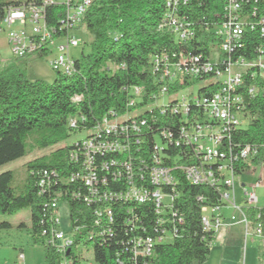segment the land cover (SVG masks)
Listing matches in <instances>:
<instances>
[{
    "label": "trees",
    "instance_id": "trees-1",
    "mask_svg": "<svg viewBox=\"0 0 264 264\" xmlns=\"http://www.w3.org/2000/svg\"><path fill=\"white\" fill-rule=\"evenodd\" d=\"M252 2L264 12V8L260 7L261 0ZM225 4L226 0H94L80 22V27L84 26L91 37L90 48L87 53L81 51L74 60L73 71L56 74L49 83L42 79L29 80L24 75L28 57L15 59L0 69V166L34 150L60 144L48 155L27 162V175L20 188L12 186L13 174L10 171L0 173V216L29 207L32 241L44 244V264H58L62 258L57 247L46 243L40 236L42 228L47 226V206L56 193H61L63 201L68 204L72 226L78 227L73 235V246L65 253L70 264H77L84 243H91L96 264H116L118 254L121 257L126 255L124 247L119 246L120 242L126 246L141 227L151 231L150 226L156 219L151 203L135 205L117 200L112 202L115 212L111 233L93 241L80 240L82 235L93 229L89 225L91 214L99 205L95 201H84L87 191L82 181L85 171L80 168L83 161L81 142L91 136V129L103 119H119L125 115L147 118L148 128L129 137L131 145L136 141L140 144L138 147L130 146V153L121 157L122 162H130L134 168L143 169L148 165L147 147H151L160 131L170 129L173 140L177 139L176 129L186 122L185 118L179 113L171 114L168 108L162 116L156 109L150 111L147 108L160 97L161 87L167 84L154 67L155 59L167 56L174 65L181 56L209 57L207 45L218 41L215 29L226 19ZM58 14L61 12L55 11V8L47 9V24H56ZM170 14L192 24L190 31L193 36L188 42L178 39L168 29L167 15ZM241 43L242 48L232 53V58L238 54L247 58L255 56L261 37L257 31L247 28ZM40 56L36 58L43 57ZM159 67H163L161 61ZM206 80L208 82L202 84ZM250 83L246 74L243 86ZM216 85L218 81L212 78V73L200 74L193 80L184 78L168 84L167 94L191 89L194 96L200 98L209 96L216 90ZM243 86L241 92L245 95L241 109L249 122L244 129L230 130V142L232 146L250 144L261 148L264 147V81L256 84L253 94L246 93ZM134 87L141 88L142 96L129 107ZM143 108L146 110L142 111ZM190 111L201 115L205 108L192 105ZM71 120L75 121L74 125H71ZM80 134L84 136L80 137ZM120 142L126 143L123 137ZM190 149L184 144L179 147L172 145L165 152L171 156H185ZM232 150L237 151V148ZM260 151L262 153L256 158L244 162L239 160L234 165L235 175L240 176L253 165L260 164L264 148ZM74 153L78 156L77 160L71 158ZM115 158L118 155L98 154L95 157L97 161L107 162ZM118 172H122V167L97 169L99 179L106 178L108 189L115 191L123 186L122 180L114 179L112 175ZM76 174L79 176L71 180ZM104 187L99 182L98 188L101 190ZM162 190L170 191L166 187ZM72 193L78 196L72 197ZM175 194L173 209L182 221L176 223L171 242L157 245L146 264H203L210 256V243L215 233L203 230L201 208L222 206L219 191L214 186L183 182L176 184ZM244 213L250 223L253 222L254 208L244 209ZM129 214L133 218L128 217ZM129 220H132L131 224ZM9 226L5 221L0 222V229ZM81 226L83 230L80 231ZM258 254L264 260V250L259 248ZM139 263L142 264L141 261Z\"/></svg>",
    "mask_w": 264,
    "mask_h": 264
},
{
    "label": "built area",
    "instance_id": "built-area-1",
    "mask_svg": "<svg viewBox=\"0 0 264 264\" xmlns=\"http://www.w3.org/2000/svg\"><path fill=\"white\" fill-rule=\"evenodd\" d=\"M93 1L0 0V34L4 36L15 59L43 55L42 58L48 61L51 71L55 74L73 71L74 60L70 55V49L79 46L73 32L80 26L82 16ZM252 1L257 0H226V19L215 29V37L218 41L209 42L207 45L209 57L203 58L201 55L193 54L185 58L181 56L174 65H171L172 61L167 56L155 59L154 67L161 79L167 80V84L161 87L160 97L151 102L147 108L150 111L156 109L160 116L168 108L171 114L182 115L186 122L178 125L176 129L178 137L175 140L170 129L160 131V134L156 135L157 138L154 137L151 147H147L148 165L143 167L144 170L142 167L134 168L130 162H122L121 157L130 153V146L138 147L140 144L138 141L134 142V145L128 143L129 137L138 135L148 128L147 118L125 115L119 119H103L91 129V136L81 142L83 161L80 168L85 171L82 181L87 191L84 201L99 203L91 214L92 221L89 225L93 229L82 235L81 241L86 242L87 239L93 241L99 239L97 237L111 233L115 212L113 201L124 200L135 205L151 203L154 208L156 219L150 226L151 231L141 227L126 246L124 242H120L119 246L124 247L126 255L121 257L118 254L116 264H140V261L146 264V260L152 257L157 245L171 242L176 223L182 221L173 209V200L176 197L175 186L183 182L210 185L219 191L222 206L212 205L201 208L200 223L203 230H213L216 236L222 227L234 224L236 222L234 214H229L227 220L225 217V209H231L240 215L245 227V235L250 232L248 231L250 226L252 236L257 238L259 248L264 250V206L259 204V198L255 193V189L263 185L262 176L254 183H249L250 188H247L246 183L238 188L241 180L235 175L234 170V165L239 160L244 162L256 158L264 147L250 144L232 146L230 142V130L244 129L249 122L241 109L245 95L241 89L246 74L251 80L248 86H243L248 94L255 93L256 84L260 80L264 81V12L259 11ZM260 3V7L264 8V0ZM49 8L61 12L56 16V24L46 22ZM167 17V27L170 32L178 39L188 42L193 36L190 31L192 24L184 19L178 20L174 14ZM247 28L257 31L261 37V43L256 47L257 53L251 58L239 54L232 58L231 54L242 48L241 41ZM52 47L56 50L54 55H51ZM159 61L163 64L162 68L159 67ZM209 73H212V78H218L216 90L209 96L197 98L191 89L167 94L168 84L184 78L193 80L200 74ZM131 93L133 96L129 107H132L142 96L140 87H134ZM192 105H201L205 111L201 115L192 113L190 111ZM74 123L75 121L71 120V125ZM122 137L126 141L125 144L120 142ZM181 144L191 147L185 155L190 158L183 154L171 156L165 152L168 146L179 147ZM233 147L237 148V151H233ZM98 154H115L118 155L119 160L115 158L110 162L97 161L95 157ZM71 158L77 160L78 156L74 153ZM113 166L117 169L122 167V172L112 174L114 179L122 180V189L118 191L108 189L106 178L100 180L97 174V169L109 170ZM257 166L264 167V158L260 164L251 166L252 168L246 172H252ZM46 175L47 173L44 172V176ZM78 176L79 174L73 175L70 179L73 180ZM99 182L105 185L101 190L98 188ZM43 184L44 181L41 182V185ZM163 187L169 188L170 191L162 190ZM71 196L78 195L72 193ZM60 203H64L68 208L66 217L59 212ZM247 208H254V220L251 223L244 213V209ZM47 210V226L42 228L40 236L46 243L57 247L62 256L58 264H70L65 253L73 246V235L78 227L72 226L70 210L68 204L63 201L61 193L55 194ZM127 216L132 217L131 214ZM129 221L131 224L132 220ZM81 230L83 226L80 227ZM82 248L78 261L86 259L82 253H91L92 261L95 263L91 243L82 244ZM19 259L23 260L22 254Z\"/></svg>",
    "mask_w": 264,
    "mask_h": 264
},
{
    "label": "rangeland",
    "instance_id": "rangeland-1",
    "mask_svg": "<svg viewBox=\"0 0 264 264\" xmlns=\"http://www.w3.org/2000/svg\"><path fill=\"white\" fill-rule=\"evenodd\" d=\"M73 35L79 42V46L70 49V55L75 60L80 56L81 51L83 53L89 51L91 37L84 26H79L73 32ZM55 53V47H52L51 55ZM211 58H213V55H211ZM14 60L15 58L10 53L4 36L0 34V69L10 65ZM24 75L29 80H35L37 79L36 77H41L42 79L43 77H48L49 79L56 74L51 71L45 58H30L26 60ZM207 82L208 80L202 84ZM79 136L82 137L84 134ZM59 146L60 144L44 150H34L31 154H26L0 166V173L10 171L13 174L12 186L20 188L27 175V162L34 158L48 155L59 148ZM260 176H262L263 185L256 188L255 193L259 198V204L264 206V167L257 166L252 172H244L239 176V180H242L246 183L247 188H250L248 184L254 183ZM239 203L242 205L241 202ZM59 207L60 214L66 217L68 213L67 206L64 203H60ZM3 221L9 223L10 226L0 229V264H44V244L33 243L32 241L29 207L22 208L12 214L1 215L0 222ZM234 230L232 234H226L227 231L224 230L217 235L211 247L210 256L203 264H264L263 259L260 257L256 258L257 239H255L256 242L253 244L250 242V237H245L243 228L235 227ZM248 231H251L250 226ZM20 254L23 255V260L19 259ZM82 255L86 259L79 260L77 264H95L92 261L91 253H82Z\"/></svg>",
    "mask_w": 264,
    "mask_h": 264
},
{
    "label": "crops",
    "instance_id": "crops-1",
    "mask_svg": "<svg viewBox=\"0 0 264 264\" xmlns=\"http://www.w3.org/2000/svg\"><path fill=\"white\" fill-rule=\"evenodd\" d=\"M30 58H32V59H36V58H33V56L28 57V59H30ZM36 78H37V79H42L41 77H36ZM54 78H55V76H54V77H50L49 79H48V77H43L42 80H44L45 82H48V83H49V82H52V81L54 80ZM243 184H244V182L241 180V182L238 184L237 187L239 188V187H240L241 185H243ZM238 188H236V189L238 190ZM224 212H225L226 220H227L229 214H234V215L236 216V222H235L234 224L228 226V227H222V228L217 232L215 238L217 237L218 234H220V233H221L222 231H224V230L227 231L226 234H232L233 231H235V230H234L235 227L243 228L244 231H245V227H244V225H243V223H242V221H241V217L239 216V214H238L237 212H235V211H233V210H231V209H225ZM245 237H246V238L250 237V242L253 243V244L256 242L255 239H257L256 237L252 236L251 231L248 232V234L245 235ZM215 238H214V239H215ZM213 243H214V240H213V242H212V246H213ZM212 246H211V247H212ZM258 249H259V248H258V243H257V247H256V254H257V256H256V258L259 257ZM243 264H244V263H243Z\"/></svg>",
    "mask_w": 264,
    "mask_h": 264
},
{
    "label": "bare ground",
    "instance_id": "bare-ground-1",
    "mask_svg": "<svg viewBox=\"0 0 264 264\" xmlns=\"http://www.w3.org/2000/svg\"><path fill=\"white\" fill-rule=\"evenodd\" d=\"M70 72V71H69ZM64 73H68V72H64ZM215 80H217L218 81V78H215Z\"/></svg>",
    "mask_w": 264,
    "mask_h": 264
}]
</instances>
